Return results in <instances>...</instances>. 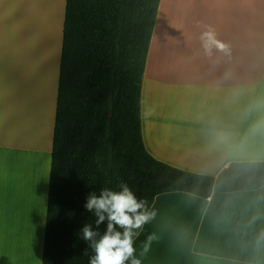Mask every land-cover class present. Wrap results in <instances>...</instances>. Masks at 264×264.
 <instances>
[{
	"label": "crops",
	"instance_id": "0c3cea01",
	"mask_svg": "<svg viewBox=\"0 0 264 264\" xmlns=\"http://www.w3.org/2000/svg\"><path fill=\"white\" fill-rule=\"evenodd\" d=\"M10 3L0 0V264H41L65 0L57 11L52 0L19 13ZM205 26L227 53H203ZM140 123L145 149L182 170L216 176L264 160V0H159ZM149 209L134 238L140 256L153 237L142 264H264V185L205 199L161 193Z\"/></svg>",
	"mask_w": 264,
	"mask_h": 264
},
{
	"label": "trees",
	"instance_id": "16d2710c",
	"mask_svg": "<svg viewBox=\"0 0 264 264\" xmlns=\"http://www.w3.org/2000/svg\"><path fill=\"white\" fill-rule=\"evenodd\" d=\"M158 5L65 0L41 264H88L79 230L95 219L84 208L90 191L125 182L150 208L161 193L205 199L264 185V160L234 161L213 176L145 149L140 93Z\"/></svg>",
	"mask_w": 264,
	"mask_h": 264
},
{
	"label": "clouds",
	"instance_id": "9594fccd",
	"mask_svg": "<svg viewBox=\"0 0 264 264\" xmlns=\"http://www.w3.org/2000/svg\"><path fill=\"white\" fill-rule=\"evenodd\" d=\"M198 39L208 57L215 52L228 51V45L218 38L211 26H205ZM84 208L95 217V227L93 223H85L79 230L80 238L87 245L88 264H142L140 256L147 252L153 237L147 238L140 256L135 254L134 238L139 234L137 230L155 216V211L146 206L143 198H138L127 183L121 182L116 188L90 191ZM102 223L106 227L101 232Z\"/></svg>",
	"mask_w": 264,
	"mask_h": 264
},
{
	"label": "rangeland",
	"instance_id": "374dc122",
	"mask_svg": "<svg viewBox=\"0 0 264 264\" xmlns=\"http://www.w3.org/2000/svg\"><path fill=\"white\" fill-rule=\"evenodd\" d=\"M60 1L58 0L57 4L55 5L54 0H52L51 7L54 8L57 11L58 10V5L60 4ZM11 2L12 3H10V6L15 8V9L17 8L18 13H19V11L21 9V6L23 7L24 10H26L27 8H30V7H28V5L33 4V0H16V4L14 3L13 0H11ZM55 10H54V12H55ZM10 14H11V17L12 16L15 17V20L17 22H20L19 21L20 20L19 19L20 14L16 13V16H14L12 8H11V13ZM42 58H44V57H42ZM45 59H47L48 65L47 64L42 65L43 71L44 70L46 71V72L42 71V73L45 74L44 80L46 78V80L48 79V81H49V85L47 84V91H48V94L50 95L51 90H52V81H53V78H54V75H55V59L51 58V52L50 51L47 52V57ZM27 62H28V60H25V64H27ZM6 237H8V236H6ZM4 238H5V236H0V240H3ZM4 245H5L4 243H0L1 247H3Z\"/></svg>",
	"mask_w": 264,
	"mask_h": 264
}]
</instances>
